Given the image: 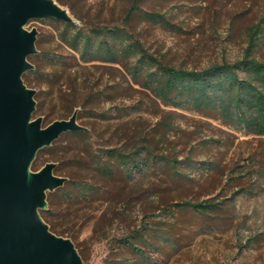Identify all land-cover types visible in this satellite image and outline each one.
<instances>
[{
  "label": "rangeland",
  "instance_id": "obj_1",
  "mask_svg": "<svg viewBox=\"0 0 264 264\" xmlns=\"http://www.w3.org/2000/svg\"><path fill=\"white\" fill-rule=\"evenodd\" d=\"M59 1L81 27L124 25L171 66L205 68L248 50L264 60V0H138L126 24L134 0ZM27 27L39 30V57L30 56L35 68L24 74L43 99L35 117L43 116L44 125L68 118L75 101L79 123L89 128L61 135L34 165L55 161V173L69 178L48 192L45 216L57 233L72 236L84 264H264V136L162 104L127 60H81L59 36L62 21L34 19ZM161 108L174 112L169 130L159 123ZM115 146L147 161L115 164L107 176L94 155L107 158L104 151ZM84 183L91 187L84 190ZM183 201L216 208L177 204Z\"/></svg>",
  "mask_w": 264,
  "mask_h": 264
},
{
  "label": "water",
  "instance_id": "obj_2",
  "mask_svg": "<svg viewBox=\"0 0 264 264\" xmlns=\"http://www.w3.org/2000/svg\"><path fill=\"white\" fill-rule=\"evenodd\" d=\"M45 18L79 23L58 0H0V264H84L74 240L52 231L42 215L48 192L68 177L55 173V161L33 168L61 135L87 129L80 107L47 125L35 117L37 90L24 74L35 68L29 57L38 53L39 30L27 25Z\"/></svg>",
  "mask_w": 264,
  "mask_h": 264
},
{
  "label": "trees",
  "instance_id": "obj_3",
  "mask_svg": "<svg viewBox=\"0 0 264 264\" xmlns=\"http://www.w3.org/2000/svg\"><path fill=\"white\" fill-rule=\"evenodd\" d=\"M137 1L134 0L124 24L129 20L132 12L137 9ZM146 16L155 21L163 20V15L159 13L147 12ZM77 19L81 23V20ZM62 23L63 29L59 31L61 40L77 51L81 60L120 63L127 60L131 62L129 68L133 72V77L136 78L139 73L143 74L146 80L145 86L153 91L162 104L193 109L207 116H213L225 125L246 134L264 136V60L252 56L249 50L240 59L232 62L223 61L205 68L175 67L163 63L146 52L140 41L124 25L88 24L84 28L79 23L64 21ZM36 56L39 57V54ZM36 100L35 112L43 108V99L38 92ZM76 107L80 106L74 101L73 111ZM161 112L163 115L159 123L165 129H171L174 112L162 108ZM88 131L87 127V129L71 133L81 135L87 134ZM104 152L107 158H104L102 153L95 154L94 157L97 170L107 176H112L115 164L131 168L147 161V155L139 158L138 151L127 152L118 146L108 148ZM81 186L84 190L91 187L86 183ZM68 197L72 200L75 195L71 192ZM177 204L192 206L200 211L216 208L215 204L204 202L183 201ZM46 214H50V210H43L42 215L49 223L51 230L57 233L52 222L46 218ZM64 232L66 231L63 230ZM69 237L72 238V236ZM122 242L133 250L142 251L131 238H124Z\"/></svg>",
  "mask_w": 264,
  "mask_h": 264
}]
</instances>
